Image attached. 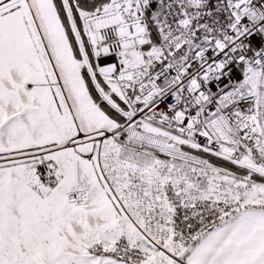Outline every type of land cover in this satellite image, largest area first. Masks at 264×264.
<instances>
[{"label":"snow or ice","instance_id":"obj_1","mask_svg":"<svg viewBox=\"0 0 264 264\" xmlns=\"http://www.w3.org/2000/svg\"><path fill=\"white\" fill-rule=\"evenodd\" d=\"M0 264H264V0H0Z\"/></svg>","mask_w":264,"mask_h":264}]
</instances>
